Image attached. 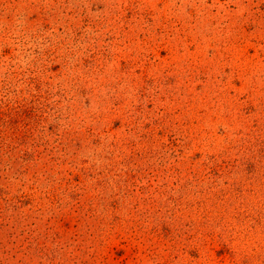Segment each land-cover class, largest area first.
Returning a JSON list of instances; mask_svg holds the SVG:
<instances>
[{
    "label": "rangeland",
    "instance_id": "374dc122",
    "mask_svg": "<svg viewBox=\"0 0 264 264\" xmlns=\"http://www.w3.org/2000/svg\"><path fill=\"white\" fill-rule=\"evenodd\" d=\"M0 264H264V0H0Z\"/></svg>",
    "mask_w": 264,
    "mask_h": 264
}]
</instances>
